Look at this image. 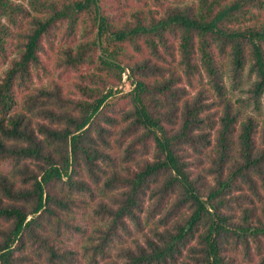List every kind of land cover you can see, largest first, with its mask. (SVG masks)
Masks as SVG:
<instances>
[{"label":"trees","instance_id":"16d2710c","mask_svg":"<svg viewBox=\"0 0 264 264\" xmlns=\"http://www.w3.org/2000/svg\"><path fill=\"white\" fill-rule=\"evenodd\" d=\"M0 64V264H264V0H0Z\"/></svg>","mask_w":264,"mask_h":264},{"label":"rangeland","instance_id":"374dc122","mask_svg":"<svg viewBox=\"0 0 264 264\" xmlns=\"http://www.w3.org/2000/svg\"><path fill=\"white\" fill-rule=\"evenodd\" d=\"M190 1H193V0H169V2L171 4H178V5H181V4H184L186 2H190ZM7 64H0V73L1 71L6 67ZM245 76H244V83L243 85L241 86V89L240 90H231V95L234 97V100L236 101V99L238 97H242V98H245L248 93H247V89L249 87V84L251 83V81L255 78L254 74H248L247 71L244 72ZM226 82L228 85H230V82L228 79H226ZM124 87L127 88L128 86L127 83L125 82L124 84ZM230 88V87H229ZM260 101H261V113L263 115L264 113V96L262 95V97L260 98ZM247 111H250L254 114H258L257 112H255L253 110V105H248L247 107H245ZM3 167L5 169H8L10 167V163L9 162H5L3 164Z\"/></svg>","mask_w":264,"mask_h":264},{"label":"built area","instance_id":"2783aa9c","mask_svg":"<svg viewBox=\"0 0 264 264\" xmlns=\"http://www.w3.org/2000/svg\"><path fill=\"white\" fill-rule=\"evenodd\" d=\"M125 78H126V72H124L123 74V80H125Z\"/></svg>","mask_w":264,"mask_h":264}]
</instances>
